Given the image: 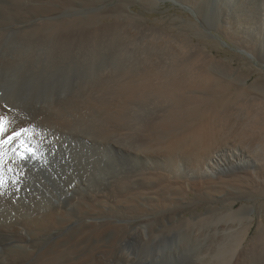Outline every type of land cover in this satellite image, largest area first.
Here are the masks:
<instances>
[{"label":"bare ground","instance_id":"obj_1","mask_svg":"<svg viewBox=\"0 0 264 264\" xmlns=\"http://www.w3.org/2000/svg\"><path fill=\"white\" fill-rule=\"evenodd\" d=\"M166 1L0 0V264H264V0Z\"/></svg>","mask_w":264,"mask_h":264},{"label":"rangeland","instance_id":"obj_2","mask_svg":"<svg viewBox=\"0 0 264 264\" xmlns=\"http://www.w3.org/2000/svg\"><path fill=\"white\" fill-rule=\"evenodd\" d=\"M133 9H135L136 11H140L141 7L139 6H135L133 7ZM181 15V17H184L188 20H194V21H198L196 16L193 14V12L188 11L185 9V7L181 6L180 4L174 3L172 1H166V2H162L161 6L158 8V10H154V11H149L147 13H145V15L149 18V23L152 25H156V26H161L165 29H170L172 26V17H176L177 15ZM209 33V37L208 39H204L202 40V43H208L210 44V42H222L221 46L223 49H220V53L216 52V54H218L219 56H225V57H231L234 54H241L245 57H247L246 54H244L241 50H239L238 48H236V46L233 45L232 42H230L227 37L224 36L223 33H220L216 30L213 31H208ZM213 32L216 36L215 38H212V35H210V33ZM216 39V41L214 40ZM226 42L227 44H223V42ZM248 59L252 60L253 65L258 66L257 68L259 69L256 73H254L251 77L249 81H252L255 77L260 76L261 74L264 75V61H259L256 59H253L251 57H247ZM238 61L236 60L235 63H237ZM57 147V146H56ZM227 160V159H225ZM35 163L38 162L37 160H34ZM46 165L42 162V164L39 163V166L36 167L35 169H40V174L42 177H44V175L47 173V170L45 169ZM230 171V170H229ZM227 171V172H229ZM226 172V171H225ZM45 179V178H44ZM263 203V200H260L259 205ZM241 203H238L237 205H240ZM200 211H203V208L199 209ZM258 223V222H257ZM256 232V227L253 228V230L251 231L250 237L248 239V241H250V239L254 236Z\"/></svg>","mask_w":264,"mask_h":264},{"label":"snow or ice","instance_id":"obj_3","mask_svg":"<svg viewBox=\"0 0 264 264\" xmlns=\"http://www.w3.org/2000/svg\"><path fill=\"white\" fill-rule=\"evenodd\" d=\"M2 111V110H0ZM13 121L9 120L6 115L0 114V171L3 170L5 152L3 151L6 145H11L15 141H19L17 148L12 149L13 153L17 156L18 160H28L30 158L39 159L35 149L27 146L26 142L20 137L22 134L27 132V129L20 128L19 131H16L12 128ZM19 127V126H18ZM11 134L8 135L9 130ZM12 171L11 168L8 169ZM0 184H3V180H0Z\"/></svg>","mask_w":264,"mask_h":264}]
</instances>
